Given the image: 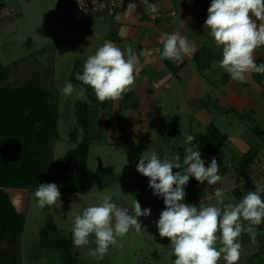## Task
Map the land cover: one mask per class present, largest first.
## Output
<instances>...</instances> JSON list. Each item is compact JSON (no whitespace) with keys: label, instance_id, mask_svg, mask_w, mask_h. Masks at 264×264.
<instances>
[{"label":"crops","instance_id":"crops-1","mask_svg":"<svg viewBox=\"0 0 264 264\" xmlns=\"http://www.w3.org/2000/svg\"><path fill=\"white\" fill-rule=\"evenodd\" d=\"M102 1L0 0V30L4 34L5 25L10 20L33 15L38 21L41 27L39 44L30 53L35 51L38 62L50 64L55 85L59 74L70 81L75 67L82 72L87 57L107 42L122 51L132 49L136 57L135 81L132 90L122 99L104 102L96 99L91 103L85 91L81 92L83 88L72 83L78 87L76 93L84 97L83 101L74 104V112L76 105L82 103L93 117L89 138L93 132L103 133L102 152L107 157L96 174L99 172L107 180H113L117 175L122 180L128 168L113 166L119 164L120 156L123 161L132 158L131 173L134 182L139 184L143 175L136 171V165L141 156H149L153 151L161 158L179 153L182 161L187 146L185 136L190 134L194 136L192 143L200 148L205 166L215 157L218 174L230 172L239 181L221 191L238 198L236 191L239 187L254 191L257 185H263L264 74L250 73L245 83H238L215 63L221 59V49L204 30L211 0H152L157 7L155 14L147 13L138 0H127L114 11L101 8ZM20 3L26 6L25 11L20 8ZM129 3L137 4L134 11H126ZM253 20L258 26L264 23L254 17ZM173 32L186 37L196 49L194 55L186 57L183 62L161 60L157 51L163 47L161 34ZM254 57L257 64L264 62V46L254 51ZM59 68L64 70L63 74L58 73ZM221 116L236 117L243 125L242 129L245 127L256 136L259 143L251 145L254 142L247 140L245 130L241 129L239 136L222 130L221 121H217ZM73 129L78 130V139H69L70 146L65 152L74 150L83 137L77 121ZM228 143L236 150H229ZM91 147L92 143H89L85 186ZM249 153L252 155L249 168L242 174L239 168ZM235 163L239 167H232ZM177 171L180 169H173L174 173ZM249 175L248 182H255V187L247 180L244 182ZM189 184L186 189L198 194L208 188L215 195L221 189L218 183L209 186L194 178L189 179Z\"/></svg>","mask_w":264,"mask_h":264},{"label":"clouds","instance_id":"clouds-1","mask_svg":"<svg viewBox=\"0 0 264 264\" xmlns=\"http://www.w3.org/2000/svg\"><path fill=\"white\" fill-rule=\"evenodd\" d=\"M138 2L145 6L147 13H157L152 0ZM136 7V3H129L126 11H134ZM253 17L264 22V0H211L204 22V30L221 49V59L215 63L238 83H245L250 73L264 74V62L257 64L254 57V51L264 46V23L258 26ZM160 42L163 47L157 51L161 60L183 62L196 51L186 37L176 32L162 33ZM135 71L136 57L132 49L122 51L107 42L87 57L82 72H77L75 79L89 86L99 102L115 101L132 90ZM61 91L70 96L75 87L69 81ZM193 140V135L185 136L187 146L182 161L179 153L161 158L153 151L149 156H141L136 165V171L148 178L152 194L163 200L164 210L155 227L160 237L168 238L174 264H218L221 257L225 264H238L241 235L247 233L255 242L259 226L264 224V186L257 185L254 191L239 199L232 196L228 203H224L220 191L216 192V205L185 203L190 178L209 186L221 180L216 158L212 157L205 166L200 148ZM173 169L180 171L174 173ZM60 195L56 183H42L34 192L36 206L39 209L53 206L60 201ZM133 210L135 214L131 215L117 207L111 195H101L97 204L86 207L73 218V245H89L92 243L89 237L94 236L96 247L89 250V255L102 258L109 246L115 245L117 238L130 229L143 231L138 217H148L151 209L142 210L134 200Z\"/></svg>","mask_w":264,"mask_h":264},{"label":"rangeland","instance_id":"rangeland-1","mask_svg":"<svg viewBox=\"0 0 264 264\" xmlns=\"http://www.w3.org/2000/svg\"><path fill=\"white\" fill-rule=\"evenodd\" d=\"M19 6L22 11H25V5L20 3ZM5 30L6 34L0 30V72L3 75L0 80V183L3 186H8L10 180L17 184H23L25 179L28 180V173L33 170L32 165L35 162H38V168L43 175L47 174L48 178L55 177L58 169L56 160L67 159V155L71 152L65 151L70 146L69 132L73 127H76L74 104L77 101H83L84 97L76 91L70 96H65L61 89L69 82L68 78L59 74L55 85L52 82L50 64L44 65L42 61L38 62L35 51L30 53L31 50L37 48L41 31V27L33 15L30 18L24 15L21 19L8 21ZM63 71L62 68L58 69V73L63 74ZM27 87L42 92H52L57 111H59V118L54 131L57 138L53 137L48 141L42 133H38L35 137L34 147L31 148L29 144H26L24 145L25 149L21 150L13 135L18 131L27 132L26 134L31 133L32 130L26 128V123L36 117V108L33 105L34 97L25 98L21 93ZM217 121H221L220 128L226 129L229 134L239 136L245 130L244 135L247 140L254 142L251 145L256 146V143H259L256 136L249 133L245 127L242 129L243 125L236 117L221 116ZM39 125L41 124H38V129ZM25 128L26 130H24ZM92 137L96 138L92 139ZM92 137L90 138V143H92L89 156L90 165L84 194L61 193L60 201H57L55 205L39 209L36 206L34 192L28 193L25 190L12 189L11 187L13 200L18 191L24 194L25 207L18 201L14 200L13 203L15 202V207L18 210L25 211L23 221L15 225V232H12L11 225L0 223V254L5 255L2 256L5 264H174L175 257L169 247L168 238L160 237L155 227V222L161 211L164 210L163 200L152 194V190L148 187L147 177L142 176L141 182L138 181L139 184L134 182L131 173L134 164L132 158L123 161L120 156L119 164L113 166L117 169L128 168L122 180H119L117 175H114L113 180H107V178L101 177L99 172L96 174V170H99L100 164L105 161L107 155L104 151L102 152L104 150L102 149L104 147L103 133L101 135L93 132ZM227 147L229 150L231 148L232 151L236 150L230 143ZM224 152L228 153V150L224 148ZM115 158L117 157L115 156ZM9 160L13 163L17 162V164L20 160L24 165V171L15 179L8 178L10 176L6 175L7 172L4 171L5 162ZM232 167L237 168L239 164L235 163ZM220 177L221 180L217 183L221 189L218 191L223 194L224 203L231 202V197L234 195L221 190L238 184L239 181L237 182L230 172H226L225 175L220 174ZM249 177L250 175L245 178L244 182L246 180L248 182ZM38 180L39 184L44 183L42 177ZM248 183L251 186L255 184L250 181ZM262 183L261 186H264L263 181ZM188 186H190L189 181ZM5 188L7 187L1 189ZM187 189L185 190V203L193 206H198L200 202L206 205H216L218 198L216 194L210 193L208 188L199 194ZM247 192H249L248 188L245 190L239 187V190L236 191V194H239L237 199L246 195ZM103 194L111 195L112 202L123 210L127 209L126 211L131 215L135 214L134 200L139 202L142 210L144 208L151 209V213L148 217H138L143 231L138 233L134 229H130L126 235L117 238L115 245L109 246L102 258L97 259L89 255V250L96 247L94 236L89 237L92 241L89 245L83 247L73 245L72 222L73 218L81 214L86 207L97 204ZM49 219H52L54 223L56 237L50 236L42 239L40 230ZM18 231H20L19 239H16L17 242H13ZM13 233L14 236H10ZM258 234H264V224L259 226ZM257 236L255 242H252L247 233L241 235L238 264H244L248 257L259 251L261 245L257 241ZM216 246L220 247L219 242ZM218 264H225L222 257Z\"/></svg>","mask_w":264,"mask_h":264},{"label":"trees","instance_id":"trees-1","mask_svg":"<svg viewBox=\"0 0 264 264\" xmlns=\"http://www.w3.org/2000/svg\"><path fill=\"white\" fill-rule=\"evenodd\" d=\"M79 72L77 67L72 70L70 76V82L76 85L81 86L85 89V93L90 100L91 103L96 102V96L93 90L86 85H83L80 81L75 79V74ZM3 75L0 72V80ZM23 97H34L33 105L36 108V117L32 121H27L26 128L28 127L32 130L31 133L26 134L27 132H16L13 137L17 141V146L23 150L24 145L29 144V146L34 147L35 137L38 133H42V135L48 141L50 139L57 138V134H55V129L57 128L58 122V111L56 107V103L54 102V94L50 91L42 92L39 90H34L30 87L24 88L22 90ZM23 103V102H22ZM22 105L21 103L19 104ZM28 105V103H26ZM76 113V121L78 126L83 130V137L81 141L77 144V147L71 151L67 155V159L56 160V164H58V169L56 170V174L54 178H48V175H43L38 168V162L33 163V170L28 173V180L25 179V182L22 184H17L15 181L10 180L8 186H3L0 183V223L9 224L12 226V232L16 230L15 225L20 224L24 218L25 210H18L15 207V202L18 201L19 204H23L25 207V198L24 194L21 191H18V194L14 196L15 202L13 203V196L11 193L12 189L25 190L28 193L35 192L36 187L39 184V178L42 177L44 183H56L58 185L60 193H74V194H83L85 187V175H86V162H87V153L88 147L90 143L89 128L93 117L90 113L85 110V105L82 103H78L75 109ZM40 128L38 129V124ZM26 128L24 130H26ZM53 131V133H52ZM78 130L73 129L69 135V139L71 141H77L78 139ZM34 149V148H33ZM35 150V149H34ZM251 153H249L243 160V164L239 168V172L244 174L250 164ZM21 159V158H20ZM4 171L7 172L6 175L10 176L8 178L15 179V177H19L20 174L24 171V165L19 160L18 164L7 161L5 162ZM26 178V176H24ZM2 187H7L5 189H1ZM9 192L10 194H8ZM15 193V192H14ZM12 196V197H11ZM14 226V227H13ZM55 226L52 219H49L47 224L40 230V234L42 235V239L44 237L53 236L56 237L55 234ZM20 231H18L15 235V240L13 242H17L16 239H19ZM10 236H14V233ZM257 241L261 245L258 252L248 257L244 264H264V234L257 236ZM14 238V237H13ZM2 256L4 254H0V264H5Z\"/></svg>","mask_w":264,"mask_h":264},{"label":"built area","instance_id":"built-area-1","mask_svg":"<svg viewBox=\"0 0 264 264\" xmlns=\"http://www.w3.org/2000/svg\"><path fill=\"white\" fill-rule=\"evenodd\" d=\"M126 1L127 0H103L100 6L101 8L108 9L109 11H114Z\"/></svg>","mask_w":264,"mask_h":264}]
</instances>
